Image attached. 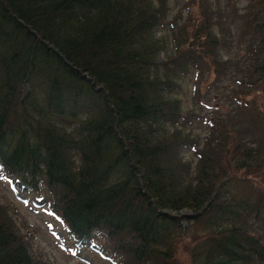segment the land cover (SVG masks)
<instances>
[{
  "label": "trees",
  "instance_id": "1",
  "mask_svg": "<svg viewBox=\"0 0 264 264\" xmlns=\"http://www.w3.org/2000/svg\"><path fill=\"white\" fill-rule=\"evenodd\" d=\"M254 3L242 31L259 105L233 93L235 111L212 121L184 114L177 95L209 62L233 78L215 52L226 43L218 11L204 8L190 32L172 27L162 59L169 0H0L2 176L81 246L101 233L98 250L114 260L170 264L184 220L203 232L193 264H264V233L252 227L264 200L238 193L232 176L264 169V0ZM8 209L0 204V264H39Z\"/></svg>",
  "mask_w": 264,
  "mask_h": 264
},
{
  "label": "rangeland",
  "instance_id": "2",
  "mask_svg": "<svg viewBox=\"0 0 264 264\" xmlns=\"http://www.w3.org/2000/svg\"><path fill=\"white\" fill-rule=\"evenodd\" d=\"M254 0H169V31L159 32L158 36L165 39V49L160 54L163 59L173 53L172 27L182 33L190 32L200 21L204 8L218 11L223 19L214 16V32L220 41L226 42L215 48L221 66L232 70L233 78L217 77L213 63L205 66L201 73H193L192 77L181 82L178 98L181 99L184 114L207 116L212 121L218 117L231 115L235 111L232 94L245 93L247 100H258V83L248 84L250 80L249 47L252 39L247 32L242 31L243 21L246 20ZM168 21V22H169ZM177 32V31H176ZM253 46V45H252ZM248 84L245 86V84ZM256 84V85H255ZM242 89V90H241ZM189 111V113H188ZM194 134L205 135L206 130L195 120L192 122ZM184 158L195 164L197 158L192 149L184 151ZM226 160V159H225ZM264 169L262 172L249 173L234 170L232 176L238 180V193L257 195L264 200ZM14 177L4 178L0 172V204L10 207L6 211L16 222V228L28 244L31 255L39 264H126L100 253L98 246L107 240L101 233H95V239L81 246L66 228L43 204L35 194H28L18 184ZM242 189V190H241ZM241 190V191H240ZM257 198V197H256ZM190 214L183 210L178 216ZM184 233H178L173 240V256L170 264H193L195 243L203 235L199 226H189L182 221ZM257 225V226H256ZM257 233H264V219L253 222Z\"/></svg>",
  "mask_w": 264,
  "mask_h": 264
}]
</instances>
